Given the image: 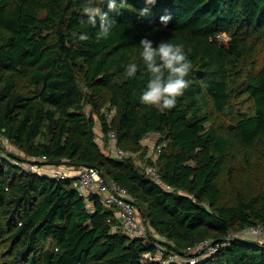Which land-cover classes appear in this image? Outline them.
Listing matches in <instances>:
<instances>
[{
    "label": "trees",
    "instance_id": "1",
    "mask_svg": "<svg viewBox=\"0 0 264 264\" xmlns=\"http://www.w3.org/2000/svg\"><path fill=\"white\" fill-rule=\"evenodd\" d=\"M86 2L0 0V133L31 158L13 149L0 156V264H159L141 258L155 252L153 240L178 253L204 240L220 243L195 264H264V241L235 237L264 227V179L259 192L236 188L226 200L221 182L236 156L264 155V66L250 60L264 42V0H126L115 11L92 0L115 21L106 40L97 39L98 24H80ZM162 16L171 18L166 28ZM144 37L154 46L182 43L193 64L189 88L165 113L139 99L149 78ZM129 62L140 65L131 79ZM243 97L251 112L234 113ZM111 131L129 152L159 132L168 143L154 164L170 190L131 156L108 157ZM42 156L51 166L94 168L125 188L148 235L167 241L130 239L114 229V211L98 197L85 208L75 179L21 168Z\"/></svg>",
    "mask_w": 264,
    "mask_h": 264
},
{
    "label": "built area",
    "instance_id": "2",
    "mask_svg": "<svg viewBox=\"0 0 264 264\" xmlns=\"http://www.w3.org/2000/svg\"><path fill=\"white\" fill-rule=\"evenodd\" d=\"M152 134V133H151ZM155 142L153 145V163L149 164L144 173L151 178L155 183L161 184V178L158 174V169L155 163L156 158L167 146L168 141L164 139L159 132H154ZM108 143L104 147V151L108 157L114 159H122L131 156L129 151H125L117 147L116 135L113 131L107 134ZM99 138L94 136L96 142ZM14 146L10 140L0 133V156L2 158L7 157L5 151H11ZM39 164H25L24 170L31 173H36L39 176H47L48 178L55 180H76V189L79 195L85 201V208L90 210V197L95 196L101 201V203L113 209L115 218L117 220V226L115 230L119 228L130 239H138L142 241H149L152 236L154 239L166 242V238L153 233L148 235L145 225L138 219L136 213V206L134 205V198L128 193V191L122 186L118 185L112 180L103 179L100 173L94 168H75L68 166H51L46 162L44 156L36 159ZM74 171L73 174H69L70 171ZM165 190H170L168 186L162 185ZM235 237L239 238H255L256 240L264 241V227L253 226L244 229L235 234ZM155 247V252H146L142 254V261H156L159 264H195L201 257L209 256L216 253L220 248V243L213 240H204L193 248L185 250L183 253H178L162 246L157 241H151Z\"/></svg>",
    "mask_w": 264,
    "mask_h": 264
},
{
    "label": "clouds",
    "instance_id": "3",
    "mask_svg": "<svg viewBox=\"0 0 264 264\" xmlns=\"http://www.w3.org/2000/svg\"><path fill=\"white\" fill-rule=\"evenodd\" d=\"M125 2L126 0H101L102 4H107L109 11L117 10L118 3L122 7ZM145 3L154 5L156 0H145ZM149 11L147 7L140 9L139 15H147ZM82 13L87 19H81V25L97 27L98 24L97 39L109 38L115 21L109 19L108 12L103 11L100 6H94L92 0H87ZM170 19L169 16L160 17L161 25L166 28ZM78 39L87 41L89 37L82 33ZM139 44L142 48L140 56L149 77L146 88L139 97L140 102L156 108L160 113H165L176 107L178 98L189 88L190 81L187 77L192 71L193 64L182 43L161 40L154 46L152 40L144 37ZM139 70L140 65L129 62L125 68V75L129 79L134 78Z\"/></svg>",
    "mask_w": 264,
    "mask_h": 264
},
{
    "label": "rangeland",
    "instance_id": "4",
    "mask_svg": "<svg viewBox=\"0 0 264 264\" xmlns=\"http://www.w3.org/2000/svg\"><path fill=\"white\" fill-rule=\"evenodd\" d=\"M250 60L258 68L264 66V42L259 46L255 56ZM233 106L234 113L251 112V101L246 97L236 99ZM231 115H228L226 118L225 121L227 123H234L230 119ZM110 116L111 115L107 116V118ZM97 127H99V124H97ZM154 142L155 135L153 133L149 134L141 141L139 150L130 152L131 157L134 158L136 165L142 172L145 171L150 161L153 162ZM13 151L15 152L14 154H17L20 158H26L27 161L31 159L30 157H26L25 153L15 146ZM244 159L241 156H236L233 162H230V173H225L222 177L221 182L224 200L230 199L234 195L236 188H241L247 195L257 193L262 188L264 179V155L261 151H253L250 152L246 158L244 157ZM73 173V170L69 172V174ZM229 176L231 180L228 181Z\"/></svg>",
    "mask_w": 264,
    "mask_h": 264
},
{
    "label": "water",
    "instance_id": "5",
    "mask_svg": "<svg viewBox=\"0 0 264 264\" xmlns=\"http://www.w3.org/2000/svg\"><path fill=\"white\" fill-rule=\"evenodd\" d=\"M223 44V42L221 43V45ZM225 114L227 115L228 114V111L226 110L225 111ZM229 128L233 129L234 127L232 125L229 124Z\"/></svg>",
    "mask_w": 264,
    "mask_h": 264
}]
</instances>
